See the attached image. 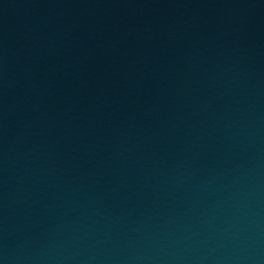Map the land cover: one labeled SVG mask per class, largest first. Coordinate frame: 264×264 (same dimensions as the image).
Returning <instances> with one entry per match:
<instances>
[{
  "label": "water",
  "instance_id": "obj_1",
  "mask_svg": "<svg viewBox=\"0 0 264 264\" xmlns=\"http://www.w3.org/2000/svg\"><path fill=\"white\" fill-rule=\"evenodd\" d=\"M0 264H264V0H0Z\"/></svg>",
  "mask_w": 264,
  "mask_h": 264
}]
</instances>
